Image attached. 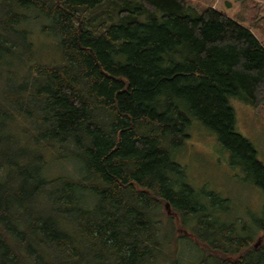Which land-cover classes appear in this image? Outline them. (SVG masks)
<instances>
[{
    "label": "trees",
    "instance_id": "1",
    "mask_svg": "<svg viewBox=\"0 0 264 264\" xmlns=\"http://www.w3.org/2000/svg\"><path fill=\"white\" fill-rule=\"evenodd\" d=\"M42 20L57 52L47 60L30 29ZM230 97L264 104V46L212 7L0 0V264H161L164 205L215 252L197 264H264L251 225L222 223L221 204L197 196L172 159L195 118L264 193ZM65 160L79 175L50 176Z\"/></svg>",
    "mask_w": 264,
    "mask_h": 264
},
{
    "label": "rangeland",
    "instance_id": "2",
    "mask_svg": "<svg viewBox=\"0 0 264 264\" xmlns=\"http://www.w3.org/2000/svg\"><path fill=\"white\" fill-rule=\"evenodd\" d=\"M191 6L200 13L212 7L242 25L251 29L264 46V0H190ZM30 24L35 41L36 59L47 60L56 57L52 47L54 40L41 33V24ZM229 103L235 112L236 131L248 139L257 151L258 159L264 164V104L254 107L238 97H230ZM189 138L183 147L172 157L182 167V175L197 196L210 207L221 210L218 216L222 223L242 220L251 225V215L256 213L264 200V195L244 180V173L239 165H233L230 153L225 150L217 139V134L206 128L199 120L191 118L188 129ZM78 169L73 161H53L48 167L50 176L62 174L78 176ZM174 181L178 175L172 174ZM182 179V178H181ZM177 189V186L175 187ZM220 200H227L225 204ZM162 215L161 229L164 240L170 245L166 252L169 258L161 264H197L199 254L215 253L206 245L195 241L191 230L182 226L178 215L167 205L160 210ZM264 216V209H261ZM195 223L193 224V226ZM252 226V225H251ZM261 228V227H259ZM262 232L253 240V246L259 247L264 241ZM166 248V245H165Z\"/></svg>",
    "mask_w": 264,
    "mask_h": 264
},
{
    "label": "flooded vegetation",
    "instance_id": "3",
    "mask_svg": "<svg viewBox=\"0 0 264 264\" xmlns=\"http://www.w3.org/2000/svg\"><path fill=\"white\" fill-rule=\"evenodd\" d=\"M261 191V190H260ZM261 193L264 195V193L261 191ZM264 206V200L263 202L261 203V205L258 206L257 210H256V213H254L253 215H251V230L255 232V236H258V233L259 232H262V235H264V227H261L259 228V221L260 219L263 220L264 222V216L262 215L263 212H261V209L263 208ZM264 241V239H263Z\"/></svg>",
    "mask_w": 264,
    "mask_h": 264
},
{
    "label": "water",
    "instance_id": "4",
    "mask_svg": "<svg viewBox=\"0 0 264 264\" xmlns=\"http://www.w3.org/2000/svg\"><path fill=\"white\" fill-rule=\"evenodd\" d=\"M167 206H169V205H167ZM170 207V206H169Z\"/></svg>",
    "mask_w": 264,
    "mask_h": 264
}]
</instances>
